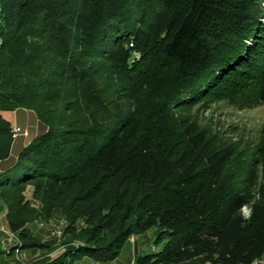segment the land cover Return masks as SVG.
I'll return each mask as SVG.
<instances>
[{"label":"trees","instance_id":"16d2710c","mask_svg":"<svg viewBox=\"0 0 264 264\" xmlns=\"http://www.w3.org/2000/svg\"><path fill=\"white\" fill-rule=\"evenodd\" d=\"M221 99L264 102V0H0V201L18 239L0 264L112 261L151 228L162 245L134 264L264 256V146L238 158L169 114ZM20 108L44 130L12 155L1 112ZM54 212L49 256L25 226Z\"/></svg>","mask_w":264,"mask_h":264},{"label":"rangeland","instance_id":"374dc122","mask_svg":"<svg viewBox=\"0 0 264 264\" xmlns=\"http://www.w3.org/2000/svg\"><path fill=\"white\" fill-rule=\"evenodd\" d=\"M135 56L137 57V55ZM165 91L166 89H163L161 97L156 102H153L152 105H157L162 99L168 100L167 94L164 93ZM147 101L149 102L150 100L148 99ZM12 111L23 115L19 121L11 125V127H14L13 137L16 138L20 135L29 137L35 129L34 121L37 120L35 114L30 110L21 108ZM169 114L177 118L179 127L184 124L195 123L204 129L218 144L232 146L238 158H242L251 152L257 158L260 157L256 149L259 146H264V102L254 108L240 109L235 104H230L222 99L209 100L203 104L196 103L192 106L170 111ZM255 173L257 183L264 185V156H261V164L257 167ZM26 196H29V194ZM4 213L5 206L0 201V245L3 250H7L18 239L16 233L9 231L5 227ZM241 213L247 216L248 207H243ZM63 226L64 221L57 212H54L51 218H38L28 223L25 228L38 241L46 243L51 248L53 247L49 252V256H54L62 249L59 245ZM154 236L155 230L153 228L132 234L125 241L119 255L112 261L95 262L90 258L82 257L73 260L69 264H134V259L138 254L155 252L160 248L162 242H155ZM12 253L14 259L22 263L29 258L42 255L40 250L32 252V250L26 249H14ZM253 262L255 264H264V256Z\"/></svg>","mask_w":264,"mask_h":264},{"label":"crops","instance_id":"0c3cea01","mask_svg":"<svg viewBox=\"0 0 264 264\" xmlns=\"http://www.w3.org/2000/svg\"><path fill=\"white\" fill-rule=\"evenodd\" d=\"M1 116L10 124L13 125L17 121H19L23 115L18 114L17 112L13 111H3L1 112ZM28 116H30L28 114ZM38 120H35V129L34 132L30 134L29 137H25L23 135H20L16 138H14L13 144H12V155H15L23 146H25L34 136L41 133L44 130V127L37 122ZM39 123V124H38Z\"/></svg>","mask_w":264,"mask_h":264},{"label":"built area","instance_id":"2783aa9c","mask_svg":"<svg viewBox=\"0 0 264 264\" xmlns=\"http://www.w3.org/2000/svg\"><path fill=\"white\" fill-rule=\"evenodd\" d=\"M13 129H14V127H12V133H13L12 135H14V130Z\"/></svg>","mask_w":264,"mask_h":264},{"label":"clouds","instance_id":"9594fccd","mask_svg":"<svg viewBox=\"0 0 264 264\" xmlns=\"http://www.w3.org/2000/svg\"><path fill=\"white\" fill-rule=\"evenodd\" d=\"M253 264H255V262H253Z\"/></svg>","mask_w":264,"mask_h":264}]
</instances>
